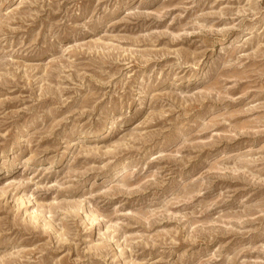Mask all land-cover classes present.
<instances>
[{
    "label": "rangeland",
    "instance_id": "rangeland-1",
    "mask_svg": "<svg viewBox=\"0 0 264 264\" xmlns=\"http://www.w3.org/2000/svg\"><path fill=\"white\" fill-rule=\"evenodd\" d=\"M0 264H264V0H0Z\"/></svg>",
    "mask_w": 264,
    "mask_h": 264
}]
</instances>
